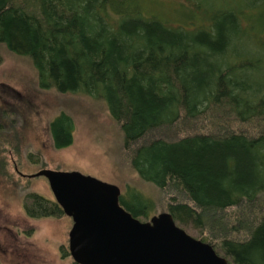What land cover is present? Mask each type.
Instances as JSON below:
<instances>
[{"label":"trees","instance_id":"trees-1","mask_svg":"<svg viewBox=\"0 0 264 264\" xmlns=\"http://www.w3.org/2000/svg\"><path fill=\"white\" fill-rule=\"evenodd\" d=\"M144 1L0 0V45L29 59L40 88L104 102L129 167L166 195L176 225L228 264H264V0L226 1L212 29L190 31ZM48 133L55 150L69 147L71 117ZM25 199L32 219L65 216L54 200ZM119 204L144 220L155 209L131 186Z\"/></svg>","mask_w":264,"mask_h":264},{"label":"rangeland","instance_id":"rangeland-1","mask_svg":"<svg viewBox=\"0 0 264 264\" xmlns=\"http://www.w3.org/2000/svg\"><path fill=\"white\" fill-rule=\"evenodd\" d=\"M195 1L145 0L144 3L147 14L190 31L199 27L212 29L215 12L221 11L219 7L224 2L232 0H210L201 9L193 8ZM62 112L73 121V142L67 148L55 150L48 123ZM218 118L211 123L225 124V119ZM193 124H197L195 128L203 124L201 129L216 130L199 119ZM176 133L181 137V131L170 136ZM43 169L89 175L116 186L121 193L131 186L153 200L155 209L151 217L166 212V195L140 181L129 167L121 131L104 102L40 88L29 59L0 45V264H75L69 255H63L68 249L71 219L66 216L32 219L24 210L29 204L25 199L28 193L54 200L44 178L28 177ZM178 227L196 239L198 230Z\"/></svg>","mask_w":264,"mask_h":264},{"label":"water","instance_id":"water-1","mask_svg":"<svg viewBox=\"0 0 264 264\" xmlns=\"http://www.w3.org/2000/svg\"><path fill=\"white\" fill-rule=\"evenodd\" d=\"M54 201L71 219L68 252L75 264H228L188 235L167 212L141 222L119 204L120 190L79 172L43 169Z\"/></svg>","mask_w":264,"mask_h":264}]
</instances>
